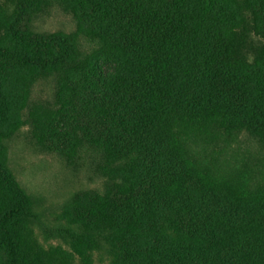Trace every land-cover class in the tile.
<instances>
[{
  "label": "trees",
  "instance_id": "1",
  "mask_svg": "<svg viewBox=\"0 0 264 264\" xmlns=\"http://www.w3.org/2000/svg\"><path fill=\"white\" fill-rule=\"evenodd\" d=\"M0 4V139L30 109L41 147L104 181L50 209L0 147V264H71L37 249L38 224L88 262L264 264V155H228L242 134L264 151V0H6ZM52 6L75 32H40ZM260 41L255 47L247 33ZM253 52L252 58L248 55Z\"/></svg>",
  "mask_w": 264,
  "mask_h": 264
},
{
  "label": "rangeland",
  "instance_id": "2",
  "mask_svg": "<svg viewBox=\"0 0 264 264\" xmlns=\"http://www.w3.org/2000/svg\"><path fill=\"white\" fill-rule=\"evenodd\" d=\"M5 1L0 0V4L4 5ZM34 24L40 32H75L77 29L73 13L59 6H52L39 14ZM247 36L253 47L260 41L252 30ZM248 53L252 58L253 52ZM54 86L55 83L49 78L36 81L29 92L28 107L22 113L23 125L11 137L0 139V147L4 149L8 165L17 181L36 197L38 208L51 210L44 217V221L53 224L62 216V206L76 192L85 188L102 190L104 186L103 179L88 165L87 155H84L86 158L78 167H69L59 155L49 153L41 147L39 139L43 133L34 132V126L28 117L30 109L52 104ZM231 146L227 154L236 155L238 158L248 156L249 152L253 155H264V151H260L259 146L246 134L240 135L238 141ZM26 232L30 239L35 240L38 250H62L69 257L71 264L83 263V259L73 254L66 243L47 236L38 224L27 226ZM87 261L90 264H109L110 256L104 251L94 252L89 254Z\"/></svg>",
  "mask_w": 264,
  "mask_h": 264
}]
</instances>
